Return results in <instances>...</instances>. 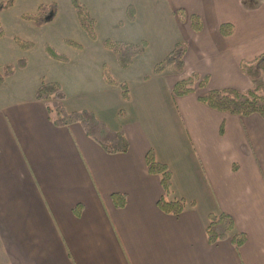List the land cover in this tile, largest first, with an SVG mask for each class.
Masks as SVG:
<instances>
[{"label":"crops","instance_id":"0c3cea01","mask_svg":"<svg viewBox=\"0 0 264 264\" xmlns=\"http://www.w3.org/2000/svg\"><path fill=\"white\" fill-rule=\"evenodd\" d=\"M6 1L11 6L0 12V44L16 41L19 47L8 29L22 25L12 21L27 22L23 30L42 29L57 19L61 3ZM41 2L56 7L53 20H27ZM101 4L108 11L119 8L117 0ZM130 4L134 25L145 21L147 31L151 24L146 21H168L172 34L161 41L162 55L180 43L186 48L184 72L155 69L143 75L137 67L123 81L129 116L118 129L128 140L127 152L106 153L80 124H54L48 108L56 100H37V89L28 98L12 93L11 80L29 72V62L0 81V264H264V118L212 109L197 93H173L181 79L192 75L210 90L246 92L264 84V73L258 81L252 78L254 63L264 55V0ZM194 19L200 22L197 30ZM155 33L166 35L160 28ZM81 46L85 59L101 63L109 50ZM119 84H107L91 100L70 101L66 93L65 109L106 115L120 106ZM149 152L171 171L168 195L160 176L148 170ZM115 194L125 197L123 208L115 205ZM163 198H182L193 206L178 216L167 214L158 206ZM220 213L245 234L240 251L229 239L208 241L210 215Z\"/></svg>","mask_w":264,"mask_h":264},{"label":"rangeland","instance_id":"374dc122","mask_svg":"<svg viewBox=\"0 0 264 264\" xmlns=\"http://www.w3.org/2000/svg\"><path fill=\"white\" fill-rule=\"evenodd\" d=\"M4 1L6 0H0V3ZM78 1H80L79 4L84 11L94 18L93 29H89L90 32L95 33L94 39L79 24L75 14V6L71 4L72 0H61L57 19L42 29L23 30L21 28L25 26L24 20L20 19L19 22L18 20L12 21V25L17 23L22 25L17 29H8V33L13 36L9 37L12 39V43L14 38L21 40L24 42L22 44L25 45L33 44V47L28 50H22L16 41L10 46H1L0 44L1 72L4 71L6 66H12L20 70L18 62L22 59H25L30 65L29 72L19 74V78L14 76L15 78L11 80L8 88L11 91V86H15V89L11 91L12 93L20 91V94L23 93L25 98H28L35 89L38 90L42 82H58L61 84L64 93L70 96V101L80 98L91 100L94 96L99 97L102 94L101 89L107 87L106 78H109L112 82L122 84L124 80H130L128 75L131 73L130 77L133 76V72H135L137 67L136 71L143 75H148L155 69L168 72L177 68L178 64L174 62H163L169 51L164 53V55H162L163 51H160L161 41L172 34L168 21H146V23L151 24V28L148 31L144 28L145 21L141 23L138 21L137 25H134V21L131 19V16H134V9L130 3L142 0H117L119 10L117 9L116 11H108L106 9L107 4H101L102 0ZM6 3L7 1L3 5ZM40 4L48 5L44 2ZM50 6L48 5V7ZM184 8L189 9L186 5ZM34 11L29 13H38ZM48 14L51 15V12ZM15 16L18 17V14L15 13ZM185 16L186 13L180 10V19L184 20ZM72 23L75 27L72 26ZM192 23L193 20L191 21ZM160 24L162 25L160 26ZM157 28L163 29L166 35L155 33ZM108 39L114 46H110L108 52L106 51L103 63L97 58L85 59L84 55H82L83 52L79 51L82 48L81 45L85 48L94 44L105 46V41ZM144 39L149 40L151 44L148 45V42H143ZM46 45L52 47L53 54L61 55L62 59L52 58L45 49ZM128 45H132L137 49L141 48L143 52L138 53V50L134 49L136 55L132 58L135 65H130L129 69L125 70L118 63L119 60L115 56L116 52L114 53L112 48L122 47L127 51L126 53L129 57L131 50ZM99 63H101L100 68ZM181 74L183 75V73ZM182 75L180 77H183ZM197 80L196 78L195 83ZM120 101V106L116 110L99 117L111 129H118L128 120L127 100L122 96ZM58 103L56 100L50 106H56ZM71 104L72 102H69L67 107H71Z\"/></svg>","mask_w":264,"mask_h":264},{"label":"trees","instance_id":"16d2710c","mask_svg":"<svg viewBox=\"0 0 264 264\" xmlns=\"http://www.w3.org/2000/svg\"><path fill=\"white\" fill-rule=\"evenodd\" d=\"M10 6L11 3L0 5V12L9 9ZM74 6L81 24L94 39L95 33L89 31V29H93V20L90 19V15L84 11L79 2H74ZM37 12V14H29L25 18L30 21H37L38 23L50 22L54 18L56 7H48V5L42 4ZM49 12H51V15L48 14ZM42 14L44 15L42 16ZM192 26L197 30L200 27V22L194 19ZM1 34L2 30L0 28V37ZM18 43L23 49H30L32 47L31 43L30 45H25L22 44L24 42L21 40H18ZM105 44L106 47H112L113 45L109 39L105 41ZM128 48L131 50L129 57L127 56V51L122 47L112 48V51L114 53L116 52L115 56L117 60H119L118 62L120 66L124 69L132 64V57L136 55L134 52V49H137L136 47L128 45ZM185 48L184 43L178 44L166 57L164 63L174 62L175 64H178V71L182 72L184 68L183 55ZM46 50L52 58L62 59L61 55L53 54L52 47L47 45ZM137 50L138 53L143 52L141 48ZM25 63L26 60L22 59L18 62V66L20 68H25ZM254 64V72H251L253 74L252 78L254 81H258L262 78V74L264 73V55L259 57ZM14 72L15 67L6 66L3 72L0 71V81L11 76ZM197 76L198 75H192L188 78L181 79L173 89L174 95L185 96L191 93H197L199 101L212 109L240 116L258 114L264 118V84L257 83L253 89L246 92H240L235 89L210 90L207 88L204 79H200ZM196 78L198 80L195 83ZM106 81L110 85L118 84L117 82H112L109 78H106ZM119 85L122 90V96L125 100L129 101L128 87L123 83ZM65 98L66 94L64 93L61 84L58 82H42L36 92L37 100L50 101L53 99L59 102L56 106H49L48 108L51 115L50 118L57 126L80 124L86 135L97 143L106 153L118 154L128 151L129 143L122 129H111L104 123V121L98 118L94 112L89 110L67 111L63 103ZM146 162L149 172L160 176L162 187L168 195L172 188V174L170 169L167 165L157 161L152 152L147 154ZM113 200L117 207L123 208L125 206L126 199L123 195L115 194L113 195ZM158 206L164 213L178 216L188 207L193 206V203H188L182 198L177 200H166V198H163L158 201ZM206 233L208 241L211 244H216L229 239L238 251H240L241 247L246 242L245 234L236 230L233 219L225 213L210 215V221Z\"/></svg>","mask_w":264,"mask_h":264}]
</instances>
